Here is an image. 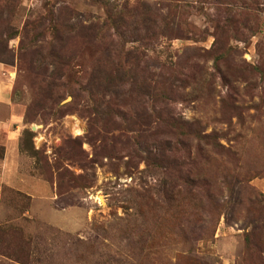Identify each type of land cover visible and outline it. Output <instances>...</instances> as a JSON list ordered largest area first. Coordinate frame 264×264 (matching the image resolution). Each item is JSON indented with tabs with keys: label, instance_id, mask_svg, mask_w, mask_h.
Instances as JSON below:
<instances>
[{
	"label": "rangeland",
	"instance_id": "obj_1",
	"mask_svg": "<svg viewBox=\"0 0 264 264\" xmlns=\"http://www.w3.org/2000/svg\"><path fill=\"white\" fill-rule=\"evenodd\" d=\"M0 63V264H264V0H0Z\"/></svg>",
	"mask_w": 264,
	"mask_h": 264
},
{
	"label": "crops",
	"instance_id": "obj_2",
	"mask_svg": "<svg viewBox=\"0 0 264 264\" xmlns=\"http://www.w3.org/2000/svg\"><path fill=\"white\" fill-rule=\"evenodd\" d=\"M24 126L23 107L15 102L14 79L10 69L0 63V187L16 186L25 180L20 131Z\"/></svg>",
	"mask_w": 264,
	"mask_h": 264
},
{
	"label": "trees",
	"instance_id": "obj_3",
	"mask_svg": "<svg viewBox=\"0 0 264 264\" xmlns=\"http://www.w3.org/2000/svg\"><path fill=\"white\" fill-rule=\"evenodd\" d=\"M114 21H116V19L114 18ZM133 51L131 50L130 52H127V55H126V57L128 58V57H130V56H132L133 54ZM133 58H136V56H132ZM116 70H117V72H120L119 70H121L120 68H116ZM119 80H120V82H123L124 81V76H122V74L121 73H119Z\"/></svg>",
	"mask_w": 264,
	"mask_h": 264
}]
</instances>
